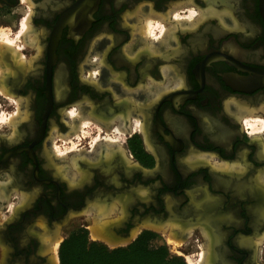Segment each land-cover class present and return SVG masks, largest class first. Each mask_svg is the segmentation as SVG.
<instances>
[{
  "label": "flooded vegetation",
  "instance_id": "obj_1",
  "mask_svg": "<svg viewBox=\"0 0 264 264\" xmlns=\"http://www.w3.org/2000/svg\"><path fill=\"white\" fill-rule=\"evenodd\" d=\"M89 4L0 0V29L16 36L27 20L26 33L15 40V57L32 61L26 72L12 67L13 75H0L20 111L26 108V117L15 120V135L6 136L7 124L0 126V189L9 196L29 194L24 207L13 197L16 209L0 226L3 264H55L48 259L47 239L66 234L74 218H97L93 225L104 241H128H103L108 247L124 246L143 232L166 246L160 230H170L186 253L174 252L194 262L203 253L202 264H264L260 0H99L84 23ZM195 5L203 24L173 15ZM211 9L231 25L205 24ZM146 15L163 19L170 29L177 22L174 35L161 44L158 28L154 37L132 31ZM60 20L52 57V32ZM142 42L155 54L141 50ZM14 104H5L12 108L5 112H16ZM71 108L92 119L76 149L86 150L95 138L110 145V159H104V148L97 162L78 158L76 179L68 176L67 165L56 173L43 149L53 147L51 125L66 139L81 134L74 131L78 119L67 133Z\"/></svg>",
  "mask_w": 264,
  "mask_h": 264
},
{
  "label": "rangeland",
  "instance_id": "obj_2",
  "mask_svg": "<svg viewBox=\"0 0 264 264\" xmlns=\"http://www.w3.org/2000/svg\"><path fill=\"white\" fill-rule=\"evenodd\" d=\"M208 7L205 6L204 9H206ZM210 8V7H209ZM212 10V9H211ZM214 12V11H213ZM211 13V12H210ZM177 14V13H175ZM186 14V15H185ZM218 13H215L211 16L210 18V21H207L205 22V24H210L212 26H217V25H222V26H228V25H231V24H227L226 22L223 23L221 22L220 20H218L217 18V15ZM180 18H184L185 20H192V18H196L198 19L197 16L199 15H202V12L200 10V8H198V6H190V8H188V12H185V13H182V12H179V14H177ZM190 22V21H189ZM143 23V17H139V24H142ZM156 23V22H155ZM154 23V24H155ZM201 23V22H199ZM204 22H202L201 24H203ZM157 25V24H156ZM3 30V31H6L10 37L14 38L15 35L14 34H10V31L9 30H5V29H0V31ZM24 43V42H23ZM19 45H21V43H19ZM89 74L91 73V69L89 68ZM83 74V73H82ZM56 88L59 89L63 86L62 84V80H60L59 78L56 79ZM11 103L14 104V102L10 99H8ZM9 101H7L4 97H2V95H0V118L1 116L4 114L6 116H12L10 120H4L3 122L0 121V126L2 125V127H4L5 125L3 124H7L6 128H4V133L6 134V136H12V135H15L20 129H18V126H17V123L15 120H17L18 118V121L24 119L26 117V108L24 107L23 109H20L18 108L19 112H5V111H10V109H12L11 107L7 106L5 104H7ZM15 105V104H14ZM9 107V108H8ZM2 110V111H1ZM16 109L14 108V111ZM70 112L69 113V116L71 118V121L68 122L69 124V129L67 130V133H70V129H74L75 127V120L78 119L79 121V116H78V113H75V112H78L80 110L76 109V108H71L69 110ZM71 111H75V115H71ZM15 114V115H14ZM83 116V115H82ZM86 118H88V116H86ZM90 119L88 122H87V126H84L83 130H79L81 132V134H77L76 136V140L73 139L71 136H66V138H64V136H61V132L60 130H58V127L56 125H51V127L49 128L48 130V137H51V143L53 145L52 148H50L49 146L47 145H43V149L45 150V152L48 154V156L53 159L52 162L53 163H50L51 162V159L48 158L49 160V164H54L53 167L56 171V168L59 167L60 171H61V168L64 166V165H67V173H68V176L71 178V179H76L77 178V175H78V170L76 169V164L73 163V160H77L78 158H82V160L84 162H87V163H93V162H97L99 159H98V156H100L101 152H102V148H104V151H103V154L106 155L109 151V148H110V145L108 143H102V141H97V138H95L91 143H90V147H85L86 150H92L91 152L89 151V153H87L86 150H81V149H76L77 148H80L82 146H79L78 143L79 142H83L85 139H83V135L85 136L87 133V131H90V123L92 121L91 118H88ZM17 121V122H18ZM79 126V122H77V128L74 129V131H77V129H79L80 127ZM86 131V132H84ZM2 132V131H1ZM69 135V134H68ZM94 136V135H93ZM118 136V134L115 135V137ZM59 139H64L65 141V144L62 143ZM81 139V140H80ZM90 138H87L86 140H89ZM93 139V138H92ZM111 138L109 137H106V141L107 142H113L112 139L110 140ZM63 144V145H61ZM102 146V147H101ZM66 155V156H65ZM79 155V156H77ZM65 156V157H64ZM62 158V159H60ZM61 160H64L63 162ZM91 162H90V161ZM75 164V165H74ZM59 174V173H58ZM3 180V179H1ZM2 200H6V201H10V205L13 207L17 205H15V203L13 202H16V199L13 198L12 196H9L7 194H4L3 191H1L0 189V209L2 207ZM13 204V205H12ZM14 208V207H13ZM115 210V209H114ZM3 214L0 215V217H2ZM94 217V216H93ZM121 217V216H120ZM118 216V218H120ZM97 219V218H96ZM95 218L92 219L91 223H86V222H83V221H80L78 218H74L73 220H70L69 221V225L67 226L66 228V234L64 235H61L62 236V239L65 235H67L68 233H71V231L75 230L76 228L80 227V226H86V225H89L88 226V233H89V227L91 225H93L92 223L94 222ZM96 222V221H95ZM57 236V235H56ZM89 237H90V234H89ZM92 237V236H91ZM54 238V237H53ZM92 239V238H91ZM47 243L50 241V238L47 239ZM95 240V239H93ZM99 240V239H98ZM102 242L104 241L103 239H101ZM62 241V240H61ZM106 244L110 245V246H114L117 244V242H107V241H104ZM103 242V243H104ZM50 243V242H49ZM123 243V242H122ZM152 244H159V243H162L161 240H153L151 242ZM180 243V242H179ZM179 243L177 242V244L179 245ZM177 244H174V243H166V247L168 248V251H169V254L173 257H177V258H180L182 259L186 264H188V262H186V256H189V255H186V256H181L179 255L178 253L174 252V250H178V251H183ZM47 251H48V248H47ZM49 252V251H48ZM184 253H186L185 251H183ZM51 256L48 257V259H50ZM52 260V259H51ZM53 262V260H52Z\"/></svg>",
  "mask_w": 264,
  "mask_h": 264
},
{
  "label": "trees",
  "instance_id": "obj_3",
  "mask_svg": "<svg viewBox=\"0 0 264 264\" xmlns=\"http://www.w3.org/2000/svg\"><path fill=\"white\" fill-rule=\"evenodd\" d=\"M151 239L150 232H143L124 246L108 247L91 240L88 231L79 227L60 242L59 264H186Z\"/></svg>",
  "mask_w": 264,
  "mask_h": 264
},
{
  "label": "bare ground",
  "instance_id": "obj_4",
  "mask_svg": "<svg viewBox=\"0 0 264 264\" xmlns=\"http://www.w3.org/2000/svg\"><path fill=\"white\" fill-rule=\"evenodd\" d=\"M212 10L209 11V13L211 12ZM214 14V13H211V15ZM174 16L178 17L177 14H173ZM85 16V14H84ZM130 16H132L130 14ZM127 17V16H126ZM198 19L196 18H192V20L189 22L190 25H198V23L200 21H203V15H199L197 16ZM218 19L221 21V22H224V19H223V16L218 13L217 15ZM126 20V19H125ZM123 22V21H122ZM156 22V23H155ZM155 23V24H154ZM157 24V25H156ZM177 26V22H173L172 24V27L171 29L169 27H166V24H164L163 22V19L162 20H159V19H155L153 17H151L150 15H146L143 19V23L138 25L137 27H135V24L132 25V31L133 29L136 30L137 33H139L140 35H142L143 37H147L148 35H151L152 37H154L156 34L154 33V30L155 28H158L159 29V36L160 39H157L159 41V43L162 44V41L164 43V41L167 40V38L169 37L168 35H174V30ZM27 20L24 19L21 23V27H20V30L19 32L16 34V36L14 38L10 37V35L6 32V31H3L1 30L0 31V75L4 74V73H8L9 75H13V71H12V67L15 69V70H19V71H22L24 72L26 68H31L32 67V61L30 60V64L28 62V64H23V62L20 60V59H16L15 55L18 53V49H17V45L15 43V40L16 39H21L22 36L26 33L27 31ZM131 28V27H130ZM35 36L32 37V39H34ZM172 38V37H171ZM36 39V38H35ZM144 40V38H143ZM146 40V38H145ZM144 40V41H145ZM155 41V40H154ZM168 41V40H167ZM166 41V42H167ZM142 43H145V45H143V48L141 50H144L146 52V54H151L153 55V51H154V48L147 44L146 42H142ZM132 45V43H131ZM139 48V47H138ZM156 48V47H155ZM4 49H8V50H4ZM38 49V47H37ZM129 49V47H128ZM135 49V48H134ZM136 50V49H135ZM158 51V50H157ZM157 53V52H156ZM155 54V53H154ZM129 56V55H128ZM131 56H134V55H131ZM130 57V56H129ZM26 72V71H25ZM0 94L3 95V96H6L8 97L10 100H12L17 108H16V113L19 112L18 108H19V102L18 100L13 97L10 93L6 92L2 86L0 85ZM131 109V108H130ZM129 110V109H128ZM82 111V110H81ZM81 111H78V112H75V111H71V115H75V113H78V116H79V130H83L84 126H87V122L90 120L84 116H82V113ZM70 112V111H69ZM75 112V113H74ZM15 115V114H14ZM12 116H6V115H2L1 118H0V121H4V120H10ZM12 120V119H11ZM262 120V119H261ZM263 123V122H262ZM254 124V123H253ZM264 126V125H263ZM252 127V125H251ZM111 140V139H110ZM114 153V152H113ZM79 156V155H77ZM112 156V155H111ZM201 156V155H200ZM104 159H110V153H108V155H105L103 156ZM202 157V156H201ZM90 161V160H89ZM92 161V160H91ZM90 161V162H91ZM51 163V162H50ZM73 163H77L76 160H73ZM94 163V162H93ZM74 164V165H75ZM79 169V168H78ZM62 170V169H61ZM56 173H60V169L59 167L56 168ZM98 211H102L99 210ZM96 221V219L94 220V222L92 224H94ZM156 227V226H154ZM153 227V228H154ZM95 225H91L89 227V232H90V236H92L93 239H105V237H101V235H99L95 229ZM158 228V227H157ZM159 231V230H158ZM136 232V231H135ZM134 232V234H135ZM160 232H162L163 235H165L166 239H167V242L168 243H174V244H177V242L179 243L180 240L176 239L174 235H172V233H170V230H169V233L168 234H165V230H160ZM62 239V236L61 235H57L55 236L54 238L50 239V243H49V254L51 256V259L53 260V262L55 264H59V258H58V246H59V243ZM108 239V238H106ZM107 242H110L107 240ZM116 242V241H115ZM123 243H126L128 242L127 240H123L121 241L120 243L122 244ZM111 243V242H110ZM119 242H117V244H120ZM178 245V244H177ZM200 255V254H199ZM201 256V257H200ZM200 260L199 262H194L190 257L187 256V262L189 264H202L203 263V258H204V254L201 253L200 255Z\"/></svg>",
  "mask_w": 264,
  "mask_h": 264
},
{
  "label": "water",
  "instance_id": "obj_5",
  "mask_svg": "<svg viewBox=\"0 0 264 264\" xmlns=\"http://www.w3.org/2000/svg\"><path fill=\"white\" fill-rule=\"evenodd\" d=\"M81 1L84 2V0H81ZM98 1L99 0H89V2H90L89 5L91 6V4H92V6H91L90 10H88L86 12L85 16H83L84 17V23L88 22L89 15L91 14V11L94 8H96V5H97ZM260 8L262 10V14H263V18H264V0H260ZM63 21L64 20L58 21V23L55 26L54 31L52 32V37H51V53H52V57H54V50H55V47L57 45V42H58V39H59V36H60L61 27H62V25L64 23ZM50 107H51V99L48 97V102L46 104V108H45L46 112L45 113H47L49 111Z\"/></svg>",
  "mask_w": 264,
  "mask_h": 264
},
{
  "label": "crops",
  "instance_id": "obj_6",
  "mask_svg": "<svg viewBox=\"0 0 264 264\" xmlns=\"http://www.w3.org/2000/svg\"><path fill=\"white\" fill-rule=\"evenodd\" d=\"M28 196H29L28 193L21 192V191H15V193L12 195V197H18L19 198V200H18L19 203L18 202H13V203H15V205L18 203L20 206L24 207L25 204H26L25 200L27 199ZM13 207L10 205V201H6L5 203L2 204V207L0 209V215L3 214V216L0 217V226L3 223L8 222L9 220H11V215H12L11 212L16 209L15 207H14L15 209ZM90 238H92V237L90 236ZM59 245H60V243H59ZM0 264H3V254H2V257H0Z\"/></svg>",
  "mask_w": 264,
  "mask_h": 264
}]
</instances>
